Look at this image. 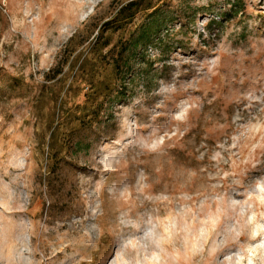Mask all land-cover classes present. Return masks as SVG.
I'll return each instance as SVG.
<instances>
[{"label": "rangeland", "instance_id": "1", "mask_svg": "<svg viewBox=\"0 0 264 264\" xmlns=\"http://www.w3.org/2000/svg\"><path fill=\"white\" fill-rule=\"evenodd\" d=\"M0 264H264V0H0Z\"/></svg>", "mask_w": 264, "mask_h": 264}]
</instances>
